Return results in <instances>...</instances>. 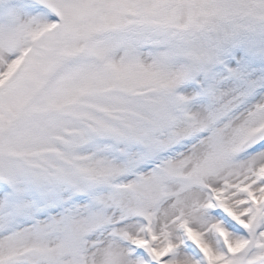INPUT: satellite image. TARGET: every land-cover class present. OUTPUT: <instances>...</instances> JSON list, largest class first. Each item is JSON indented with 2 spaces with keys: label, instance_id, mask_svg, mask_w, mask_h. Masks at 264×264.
<instances>
[{
  "label": "snow or ice",
  "instance_id": "obj_1",
  "mask_svg": "<svg viewBox=\"0 0 264 264\" xmlns=\"http://www.w3.org/2000/svg\"><path fill=\"white\" fill-rule=\"evenodd\" d=\"M0 264H264V0H0Z\"/></svg>",
  "mask_w": 264,
  "mask_h": 264
}]
</instances>
